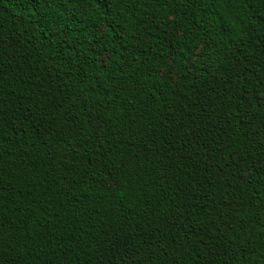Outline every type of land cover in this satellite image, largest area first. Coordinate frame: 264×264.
Wrapping results in <instances>:
<instances>
[{"label":"trees","instance_id":"obj_1","mask_svg":"<svg viewBox=\"0 0 264 264\" xmlns=\"http://www.w3.org/2000/svg\"><path fill=\"white\" fill-rule=\"evenodd\" d=\"M0 264H264V0H0Z\"/></svg>","mask_w":264,"mask_h":264}]
</instances>
